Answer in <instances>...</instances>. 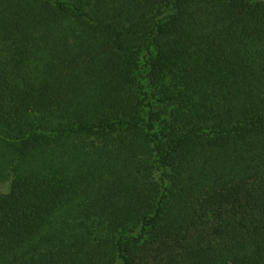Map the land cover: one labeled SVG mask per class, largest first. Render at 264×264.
I'll use <instances>...</instances> for the list:
<instances>
[{
    "label": "trees",
    "instance_id": "1",
    "mask_svg": "<svg viewBox=\"0 0 264 264\" xmlns=\"http://www.w3.org/2000/svg\"><path fill=\"white\" fill-rule=\"evenodd\" d=\"M117 261L264 264V0H0V264Z\"/></svg>",
    "mask_w": 264,
    "mask_h": 264
},
{
    "label": "rangeland",
    "instance_id": "2",
    "mask_svg": "<svg viewBox=\"0 0 264 264\" xmlns=\"http://www.w3.org/2000/svg\"><path fill=\"white\" fill-rule=\"evenodd\" d=\"M6 189V185L3 186ZM114 264H120L119 261L115 262Z\"/></svg>",
    "mask_w": 264,
    "mask_h": 264
}]
</instances>
